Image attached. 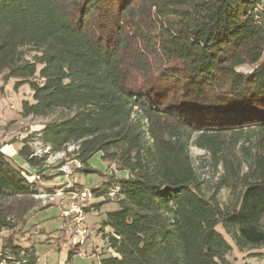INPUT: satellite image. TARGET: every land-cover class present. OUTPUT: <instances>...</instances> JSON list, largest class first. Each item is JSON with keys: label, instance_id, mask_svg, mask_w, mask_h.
Masks as SVG:
<instances>
[{"label": "trees", "instance_id": "trees-1", "mask_svg": "<svg viewBox=\"0 0 264 264\" xmlns=\"http://www.w3.org/2000/svg\"><path fill=\"white\" fill-rule=\"evenodd\" d=\"M0 77L28 86L22 117L49 119L39 140L65 153L51 170L77 159L78 172L106 178L92 190L95 212L117 208L101 222L112 255L99 264H229L217 226L239 250L264 248L263 0H0ZM190 147L208 156L213 183ZM96 154L115 166L108 176L89 165ZM17 157L44 165L26 145ZM23 174L0 147L5 264H36L19 240L27 218L52 207L32 197ZM68 241L71 260L79 248Z\"/></svg>", "mask_w": 264, "mask_h": 264}, {"label": "rangeland", "instance_id": "rangeland-1", "mask_svg": "<svg viewBox=\"0 0 264 264\" xmlns=\"http://www.w3.org/2000/svg\"><path fill=\"white\" fill-rule=\"evenodd\" d=\"M31 55L32 54L30 53L28 58H31ZM238 71L249 73L251 72V68L244 66L239 68ZM14 85V79H10L7 83H4L0 77V147L4 153L9 155L10 146H12L16 153L13 156L14 160L21 164L22 167H25L24 169H26L29 174L41 171L47 172V174L53 173L54 169L51 170V167L54 166H47L46 162H43V167L32 169L28 165H24V163H22L17 157V152L23 145H26L31 152L38 146L30 143L38 139L39 132L43 129V125L49 119L22 117L20 113L21 102L23 100L32 102L31 92L26 85L21 86L18 89H15ZM29 144L31 146H29ZM67 151L71 153L73 147H68ZM189 152L200 178L209 183H213L218 177V174L216 173V170L209 165L206 153L195 147H190ZM60 154L63 156H57L54 163L65 158L64 152H61ZM89 165L102 175L107 176L115 170V166L106 161H102L99 154H96L90 160ZM115 175L121 178L127 177L125 171H118ZM73 178L78 185L88 190L101 187L106 180V178L103 179L99 174H86L82 172H77ZM55 181H60V179H56ZM227 195V191L222 190L218 194L219 201L221 203L226 202ZM100 201L101 199L99 201L96 200V203ZM105 201H107V199H105ZM116 208L117 206L114 202H107L101 205L97 212L87 213L85 217V225L88 228V235L84 240V245L79 249V254L74 255L71 260H68L69 241L67 242V239L69 234L65 233L66 240L64 241L57 243V240H54L59 234L61 235L63 233L61 232V230H63V221L59 217L60 214L57 207H48L41 209L36 213H32L25 223L23 229L25 231L24 236L21 237L20 234L17 235V237H21L19 244L23 248H30V246L33 247L37 259L36 264H99L103 258L112 255V252L107 249V245L102 238V233L99 232L101 222L104 220L107 212L114 211ZM34 226L35 228L33 230L30 229ZM26 230H29L31 235L26 232ZM40 230H43V233H39ZM216 230L224 236L225 240L231 246V251L225 256L229 264L264 263L263 247L239 250L224 233L221 226H217ZM47 238H51L50 244L44 243ZM93 251H95V253H92ZM99 254H101V256H98Z\"/></svg>", "mask_w": 264, "mask_h": 264}, {"label": "built area", "instance_id": "built-area-1", "mask_svg": "<svg viewBox=\"0 0 264 264\" xmlns=\"http://www.w3.org/2000/svg\"><path fill=\"white\" fill-rule=\"evenodd\" d=\"M39 137L40 134L37 140L30 143L32 145H38V148L33 149L32 157L44 160L47 166L58 165L64 158L60 159L57 163H54V160L62 154L52 153L50 147L44 145L39 140ZM30 144L29 146H31ZM81 169L82 163L77 159H71L60 164L50 174L46 173L42 175L39 172L27 176L23 174L32 191V197L36 201L42 206L50 205L59 209V217L63 221L64 232L69 234L68 238L71 245L79 249L84 245V240L88 235L85 217L88 212H95V203L97 200L92 190L80 187L75 182L73 176ZM45 175L53 177L52 180H44L43 176ZM56 179H60V181L56 182ZM118 193L119 188L112 187L107 191L105 196L107 199L114 200L117 198ZM0 264H5V262L0 261Z\"/></svg>", "mask_w": 264, "mask_h": 264}, {"label": "crops", "instance_id": "crops-1", "mask_svg": "<svg viewBox=\"0 0 264 264\" xmlns=\"http://www.w3.org/2000/svg\"><path fill=\"white\" fill-rule=\"evenodd\" d=\"M11 148H10V152H9V155L8 154H6V153H4L6 156H8V157H10V158H13V156L16 154L15 153V149L12 147V146H10ZM9 150V149H8ZM12 150V151H11ZM24 165H27V164H24ZM23 168H25V167H23ZM104 233L105 234H109V233H112V231H111V229L109 228V227H106V228H104Z\"/></svg>", "mask_w": 264, "mask_h": 264}]
</instances>
